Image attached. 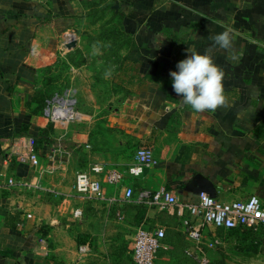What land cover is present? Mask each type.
<instances>
[{
  "label": "crops",
  "instance_id": "0c3cea01",
  "mask_svg": "<svg viewBox=\"0 0 264 264\" xmlns=\"http://www.w3.org/2000/svg\"><path fill=\"white\" fill-rule=\"evenodd\" d=\"M102 24L121 36L113 39L121 44L111 58L114 95L93 99L86 72H77L75 93L86 91L85 106L93 113L80 112V121L62 131L57 126L45 131L49 122L42 111L52 95L41 88L48 84V69L52 78V61L70 50L62 39L73 35L79 46L81 30ZM228 28L236 33L233 48L212 54L225 72L228 105L194 111L173 91L169 73L191 51L203 54L212 45L209 37ZM22 135L37 141V167L7 157L12 139ZM141 145L152 150L153 161L141 175L125 176L132 199L123 200L124 187L99 175L103 213L111 215V208L126 201L146 207L139 225L166 232L155 264H195L185 252L193 242L184 229L190 218L184 205L198 200L202 177L213 183L220 200L264 198V0H0V264H117L110 232L91 227L85 217L76 225L65 222V215L81 217L73 216L75 206L60 182L44 176L95 163L124 170L123 155ZM162 187L177 205L162 209L138 201L139 191ZM45 189L55 193L56 206L41 196ZM135 213L126 218L133 230ZM225 231L201 228L204 242L220 241ZM85 243L90 250L79 252Z\"/></svg>",
  "mask_w": 264,
  "mask_h": 264
},
{
  "label": "built area",
  "instance_id": "2783aa9c",
  "mask_svg": "<svg viewBox=\"0 0 264 264\" xmlns=\"http://www.w3.org/2000/svg\"><path fill=\"white\" fill-rule=\"evenodd\" d=\"M74 40L73 35H65L61 44L65 47ZM43 117L53 124L68 125L80 120V113L77 107V98L73 90L66 89L61 93L49 97L42 111ZM7 157L12 161L28 163L32 167L39 165V154L37 141L32 135H22L12 139L7 148ZM153 161L152 150L141 145L135 150L133 159L127 164L124 170L117 167H108L95 163L87 170H79L75 173L72 184L74 195L82 198L103 199L104 186L99 175L104 174L107 184L119 187L123 186V200H130L133 197V188L125 186V176H139L145 167ZM9 183L14 181L9 179ZM138 201L148 205H157L164 209L178 204L166 188L157 190L143 189L139 191ZM189 212L190 218L184 220L185 233L192 240L193 245L185 250L186 254L192 257L195 264H210L207 250L215 248L220 241L213 239L204 242L201 228L206 225L221 229L241 228L253 232L261 231L264 238V198L251 194L246 198L223 201L210 196L206 192L198 193V200L195 203L184 205ZM74 217H82L83 210L80 207L72 211ZM198 219L200 225L197 227L192 220ZM166 232L162 227L151 228L147 225H139L134 232L131 257L134 264H155L158 251L163 247V239ZM40 247H43V254H46L44 238L39 240ZM79 252L87 253L90 250L89 244H81Z\"/></svg>",
  "mask_w": 264,
  "mask_h": 264
},
{
  "label": "rangeland",
  "instance_id": "374dc122",
  "mask_svg": "<svg viewBox=\"0 0 264 264\" xmlns=\"http://www.w3.org/2000/svg\"><path fill=\"white\" fill-rule=\"evenodd\" d=\"M105 19H107V17H105ZM107 31L108 28H104V24L99 28L81 30L79 33V46L67 48L70 50L66 52L64 56L59 55L52 61L55 69L52 71V78H50L49 69L46 72L45 81L48 82V84L41 88L44 95L50 96L61 93L66 89H71L75 93V87H78V83L81 81V77H77L76 73L83 71L86 72L85 78L88 79V88L93 95V99L99 98L104 100L106 97L114 95V86L110 78H104V72L109 65L115 63V60H111V58L112 56L117 57L121 50V44L120 42L113 44L108 43L107 40L108 37H112L114 40H121V36L120 34L115 36L114 33L110 31V34H107ZM93 44H98L99 54H93ZM108 57L110 58L108 59ZM97 58L100 60L102 58V61H99ZM87 94L89 95V92ZM75 95L78 98L77 105L79 107V113L83 111L86 114L93 113L94 108L92 106H85L86 91H78ZM107 111L108 110L105 109V112ZM68 125L47 123V127H43V129L45 131L49 129L54 131V128L57 126V131H62ZM94 130L97 132L95 126ZM100 132L105 135L107 134L106 130H100ZM44 139L46 144L49 145L50 137L46 136ZM133 156L134 152H130L129 155L124 154L121 162L127 164L132 160ZM75 173V170H73L71 166H68V168L59 170L55 173L46 171L44 177L48 180L49 174H52L51 178L60 182L64 187V194L71 198V203L75 206L74 208H76V206H81L84 210L82 217L86 218L84 221H87L91 227H95V229L99 231L107 230L110 232L112 240L115 241L117 247V250L112 253L115 256L114 259L117 264H133L130 252L133 242L132 234L135 230L128 224L129 221L127 222L126 218L129 216V212L133 210L131 207L134 203L126 201L119 208H111V215L104 214V206L99 203V199L82 198L74 195L72 191L70 192L69 188L71 187ZM54 194L55 193H51L49 190L45 189L41 196H43L44 200L50 202L51 206H56L58 204V198H56ZM82 217L77 219L65 215L63 220L76 225L81 222L80 220ZM234 234L230 231H225L221 235L220 243L215 248H209L207 250L209 263L264 264V250L262 249L259 253L250 251L248 248V246L251 245L250 237L244 240L238 232Z\"/></svg>",
  "mask_w": 264,
  "mask_h": 264
},
{
  "label": "clouds",
  "instance_id": "9594fccd",
  "mask_svg": "<svg viewBox=\"0 0 264 264\" xmlns=\"http://www.w3.org/2000/svg\"><path fill=\"white\" fill-rule=\"evenodd\" d=\"M235 35V30L228 28L210 36L212 45L203 54L188 50L191 54L177 63V71L169 73L173 91L181 97L184 105L197 112H214L228 105L223 85L225 72L214 63L212 54L215 50H231ZM92 47L93 54H99L98 44H93ZM231 59L236 60L237 57L233 55ZM114 71L115 65H109L104 78H110Z\"/></svg>",
  "mask_w": 264,
  "mask_h": 264
},
{
  "label": "trees",
  "instance_id": "16d2710c",
  "mask_svg": "<svg viewBox=\"0 0 264 264\" xmlns=\"http://www.w3.org/2000/svg\"><path fill=\"white\" fill-rule=\"evenodd\" d=\"M113 32L115 36L119 35L118 30L115 28L113 30H108L107 34L110 32ZM113 35V36H114ZM108 42L111 41V43L113 44V39L112 37H108ZM134 211L136 210V213L133 217V223L136 224L137 226L141 223L145 212H146V207L140 205V204H133L131 207ZM226 231H230L232 234H234L235 232H238L240 234V236L243 237V239H248L250 237L251 241H250V246H248V248L250 249V251L252 252H256L259 253L262 249L264 250V238H263V233L261 231L258 232H253L252 230L249 229H241V228H232V229H226ZM235 235V234H234ZM261 236V238H260ZM248 249V250H249Z\"/></svg>",
  "mask_w": 264,
  "mask_h": 264
},
{
  "label": "water",
  "instance_id": "95a60500",
  "mask_svg": "<svg viewBox=\"0 0 264 264\" xmlns=\"http://www.w3.org/2000/svg\"><path fill=\"white\" fill-rule=\"evenodd\" d=\"M75 44H76V41L73 40L72 42L66 45V48H72L75 46ZM199 192H206L210 196L216 197L215 187L213 183L205 177L201 178V181L199 183Z\"/></svg>",
  "mask_w": 264,
  "mask_h": 264
}]
</instances>
